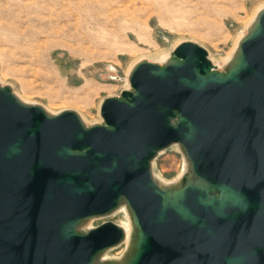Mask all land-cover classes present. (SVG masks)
<instances>
[{
  "label": "water",
  "instance_id": "water-1",
  "mask_svg": "<svg viewBox=\"0 0 264 264\" xmlns=\"http://www.w3.org/2000/svg\"><path fill=\"white\" fill-rule=\"evenodd\" d=\"M173 56L137 63L103 125L0 86V264H264V8L222 72L191 42ZM173 145L188 172L164 184ZM121 206L130 248L101 260L125 230L84 226Z\"/></svg>",
  "mask_w": 264,
  "mask_h": 264
},
{
  "label": "rangeland",
  "instance_id": "rangeland-1",
  "mask_svg": "<svg viewBox=\"0 0 264 264\" xmlns=\"http://www.w3.org/2000/svg\"><path fill=\"white\" fill-rule=\"evenodd\" d=\"M263 5L264 0H0V86L50 114L71 110L86 126L103 125L100 103L131 91L128 75L137 63L162 66L174 59L175 47L191 42L222 72L223 59ZM184 165L173 145L159 152L152 171L168 184L179 179ZM127 220L118 210L90 220L87 228L123 226ZM123 248L109 250L105 259L120 256Z\"/></svg>",
  "mask_w": 264,
  "mask_h": 264
},
{
  "label": "bare ground",
  "instance_id": "bare-ground-1",
  "mask_svg": "<svg viewBox=\"0 0 264 264\" xmlns=\"http://www.w3.org/2000/svg\"><path fill=\"white\" fill-rule=\"evenodd\" d=\"M264 6V5H263ZM261 8V7H260ZM258 10H260V9H258ZM258 13V11L257 12H255V14H254V16L252 17V18H250L251 19V21L249 20L248 22V26L246 27L247 29L253 24V22H254V20H255V16H256V14ZM242 38V37H241ZM239 39V38H238ZM237 45H238V42L235 44V46H234V48H233V50H232V53H231V55L230 56H228L226 59H223V63H224V66H227L230 62H231V60H232V58H233V56H234V53H235V51H236V48H237ZM165 57L163 56V54H160L159 55V61L160 60H162V62L165 60L164 59ZM142 59V58H141ZM133 66V65H132ZM131 70V69H130ZM130 72V71H129ZM187 172H188V164L185 162V165H184V167H183V171H182V174H187ZM162 183V182H161ZM165 184V183H164ZM119 210H122V211H124L125 212V214L127 215V211H126V209H125V207L124 206H121L120 208H119ZM128 216V215H127ZM88 224V223H87ZM87 224L84 226V227H87ZM123 228H124V230H125V239H124V242H123V246H124V248H123V252H122V254L120 255V256H118V257H116L115 259L116 260H120L122 257H123V255H125L126 254V252L129 250V248H130V245H131V242H132V237H133V227H132V224H131V222L129 221V220H127L126 222H124V225L122 226ZM100 259L101 260H105V254L104 255H102L101 257H100Z\"/></svg>",
  "mask_w": 264,
  "mask_h": 264
}]
</instances>
